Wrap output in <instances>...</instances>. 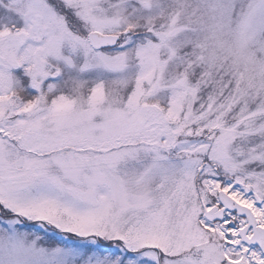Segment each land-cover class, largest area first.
I'll return each instance as SVG.
<instances>
[{
	"label": "snow or ice",
	"instance_id": "obj_1",
	"mask_svg": "<svg viewBox=\"0 0 264 264\" xmlns=\"http://www.w3.org/2000/svg\"><path fill=\"white\" fill-rule=\"evenodd\" d=\"M0 264H264V0H0Z\"/></svg>",
	"mask_w": 264,
	"mask_h": 264
}]
</instances>
